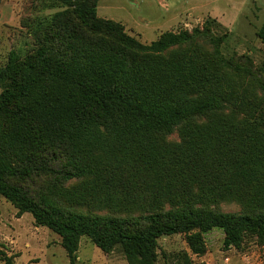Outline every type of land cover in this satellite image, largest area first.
<instances>
[{"label":"trees","instance_id":"16d2710c","mask_svg":"<svg viewBox=\"0 0 264 264\" xmlns=\"http://www.w3.org/2000/svg\"><path fill=\"white\" fill-rule=\"evenodd\" d=\"M53 1L65 10L46 21L43 46L24 58L11 50L0 68V196L57 234L69 264L84 236L105 254L119 245L127 264H157V240L175 234L195 255L212 229L223 232L224 249L247 235L264 241L263 210L213 209L264 192L261 119L190 131V121L221 108L192 98L206 71L178 50L205 32H166L142 44L97 16L99 0ZM258 37L264 43V22ZM176 128L181 144L164 147ZM28 173L53 180L38 191L15 183ZM72 180L80 187L62 188Z\"/></svg>","mask_w":264,"mask_h":264},{"label":"rangeland","instance_id":"374dc122","mask_svg":"<svg viewBox=\"0 0 264 264\" xmlns=\"http://www.w3.org/2000/svg\"><path fill=\"white\" fill-rule=\"evenodd\" d=\"M65 7L53 0H0V68L13 50L21 58L34 55L44 44L48 32L46 21ZM96 14L111 20L122 31L142 44L156 41L163 33L178 34L197 29L205 36L178 48L205 69L201 88L194 97H211L220 111L190 121V131L246 119H261L257 130L264 135V43L258 31L264 22V0H99ZM86 28V26H83ZM215 39L217 46L212 43ZM175 50V49H174ZM208 71L210 72L208 75ZM1 92V89H0ZM179 128L165 137L163 145L175 148L181 144ZM31 174L16 178L29 182L33 191L53 180L52 176ZM72 180L62 188L80 187ZM262 193V192H261ZM256 200L224 202L213 208L221 213L254 214L264 211V192ZM61 205L78 213L110 214L106 208ZM212 208V207H211ZM204 251L193 254L184 234L164 236L157 240V264H264V241L244 237L238 248H223L224 234L212 229L202 235ZM0 253L12 264H69L60 237L46 227L35 224L28 213H20L0 196ZM0 264H5L0 256ZM75 264H127L122 248L101 252L87 237H81Z\"/></svg>","mask_w":264,"mask_h":264}]
</instances>
